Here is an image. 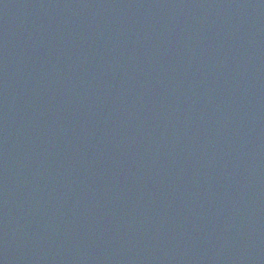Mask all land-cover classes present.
<instances>
[{
  "label": "water",
  "instance_id": "95a60500",
  "mask_svg": "<svg viewBox=\"0 0 264 264\" xmlns=\"http://www.w3.org/2000/svg\"><path fill=\"white\" fill-rule=\"evenodd\" d=\"M0 264H264V0H0Z\"/></svg>",
  "mask_w": 264,
  "mask_h": 264
}]
</instances>
